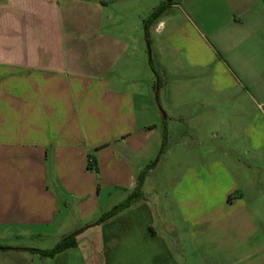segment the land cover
Here are the masks:
<instances>
[{
	"label": "crops",
	"instance_id": "1",
	"mask_svg": "<svg viewBox=\"0 0 264 264\" xmlns=\"http://www.w3.org/2000/svg\"><path fill=\"white\" fill-rule=\"evenodd\" d=\"M147 44L167 73L195 85L168 91L173 109L193 111V99L207 111L201 127L222 135L204 154L183 143L190 164L153 162L159 115L142 89ZM168 118V128L186 121ZM150 166L143 198L100 223ZM63 230L79 233L77 246L54 258L21 241ZM8 239L21 242L0 246V264H264V0H0Z\"/></svg>",
	"mask_w": 264,
	"mask_h": 264
},
{
	"label": "rangeland",
	"instance_id": "2",
	"mask_svg": "<svg viewBox=\"0 0 264 264\" xmlns=\"http://www.w3.org/2000/svg\"><path fill=\"white\" fill-rule=\"evenodd\" d=\"M147 20V19H146ZM153 39V34L150 37H148L149 43H151V40ZM147 51V59L150 61L144 70L143 73V82H142V89L148 100L151 102V105L155 108L157 111L159 118H158V134L157 137H159L160 141V147H159V153L158 155L153 159L154 164H157L158 160H161L160 167H164L167 169L168 165L175 166L176 163L183 164H190L191 160L187 158H183L182 154V147L183 148H189L192 147L193 149H196L197 151L201 152V154H204V152L209 150L211 147L214 146L216 142H220L222 139V135L220 133H217L213 131V129L210 128H203L201 127L200 123L202 122V119L197 117L200 113H203L204 115L207 114V111L203 110L198 103H196L193 99L190 100V104L194 106L193 111H187L186 107H180L177 108L176 111L173 109L174 105L169 103L167 100V93L169 90H181V88H185L188 90L194 89L195 85H192V83H188L185 85L183 79H180L179 76H181L180 71L176 68L174 69V72H166L167 70L165 67L160 63V60L157 58L155 53L152 55V49L147 44L146 46ZM180 74V75H179ZM159 89L161 92L159 93ZM171 110V111H170ZM169 116L168 121L170 125L174 123H178L176 119H179V116L185 115L186 121L183 123H180V127L177 126V128H174L170 126L168 128L167 125V119H165V115ZM185 131L187 134L182 135L181 132ZM193 131L200 132V137L204 141V144H199V142H195L193 140H190L193 135ZM171 132V134H170ZM186 139V140H185ZM185 140V141H184ZM189 143L184 146L183 143ZM169 152L172 153L171 156H169ZM208 155V154H207ZM168 158H170L168 160ZM173 160V161H170ZM105 195L102 196V201L104 202ZM114 201V200H113ZM112 201V202H113ZM104 208V207H103ZM102 208V210H103ZM87 225H89L88 221L85 223H73L70 224V228H84ZM72 232V231H71ZM68 230H63L61 233H52L51 235H47L45 237H33V238H26L24 240V244L27 247H35L39 248L41 250H52L57 245H59L68 235L72 234ZM20 240L11 239V240H0V246H16V244H20L18 242H21ZM80 242L83 240L80 239ZM20 246V245H18ZM7 263L8 261H2Z\"/></svg>",
	"mask_w": 264,
	"mask_h": 264
},
{
	"label": "trees",
	"instance_id": "3",
	"mask_svg": "<svg viewBox=\"0 0 264 264\" xmlns=\"http://www.w3.org/2000/svg\"><path fill=\"white\" fill-rule=\"evenodd\" d=\"M174 1L175 0H169L170 3H173ZM166 8H167V5L163 4L146 21V24H145L146 34L149 33V28L151 27V25L154 24L156 22V20H158V18H160L162 16V14L166 11ZM88 168L90 170L94 171V172H98L97 162H96L95 158L93 156H91V155L89 157ZM151 168H152V166L146 168L142 172V174L139 176L136 189L133 191L131 196L126 201H124L123 203H121L118 206H116L113 210H111L110 212L106 213L102 217V219L100 220V223L112 218L113 216L118 214L120 211L128 208L132 203H134L136 201H139V200H141L143 198L142 187H143L144 181L146 179V176H147V174H148V172H149V170ZM77 234H79V233H75L72 236L64 239L59 245H57L52 250L29 249V251L32 252V253L40 255V257L42 259L54 258L58 254H60L61 252L65 251V250H67L69 248L77 246V243H76V235ZM1 249L2 250H8L7 248H1Z\"/></svg>",
	"mask_w": 264,
	"mask_h": 264
}]
</instances>
